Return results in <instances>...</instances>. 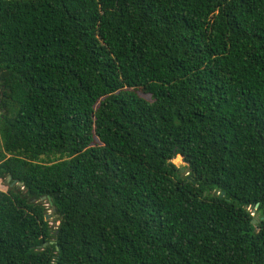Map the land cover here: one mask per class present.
I'll return each mask as SVG.
<instances>
[{
    "label": "trees",
    "instance_id": "16d2710c",
    "mask_svg": "<svg viewBox=\"0 0 264 264\" xmlns=\"http://www.w3.org/2000/svg\"><path fill=\"white\" fill-rule=\"evenodd\" d=\"M0 136V264H264V0H0Z\"/></svg>",
    "mask_w": 264,
    "mask_h": 264
},
{
    "label": "rangeland",
    "instance_id": "374dc122",
    "mask_svg": "<svg viewBox=\"0 0 264 264\" xmlns=\"http://www.w3.org/2000/svg\"><path fill=\"white\" fill-rule=\"evenodd\" d=\"M0 142H1V136H0ZM173 164H175L177 166L178 169H182L184 171V173L187 172V164L184 162L183 158L181 156H177L173 161ZM10 182L9 179L6 180V182H4L2 185V189H6L7 184ZM49 214H52V211H49ZM55 218L49 219L51 221H53Z\"/></svg>",
    "mask_w": 264,
    "mask_h": 264
},
{
    "label": "water",
    "instance_id": "95a60500",
    "mask_svg": "<svg viewBox=\"0 0 264 264\" xmlns=\"http://www.w3.org/2000/svg\"><path fill=\"white\" fill-rule=\"evenodd\" d=\"M183 158V157H182ZM181 171V173L182 174H184V171L181 169L180 170ZM9 180H11L10 178H9ZM12 185H19V183H16V182H13V184ZM52 201H49V206H52ZM52 214H49L47 217H46V220H49V219H52V218H57L58 217V215H54L55 213H56V208L55 207H52Z\"/></svg>",
    "mask_w": 264,
    "mask_h": 264
}]
</instances>
